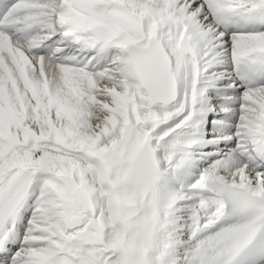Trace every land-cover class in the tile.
<instances>
[{
    "label": "bare ground",
    "instance_id": "bare-ground-1",
    "mask_svg": "<svg viewBox=\"0 0 264 264\" xmlns=\"http://www.w3.org/2000/svg\"><path fill=\"white\" fill-rule=\"evenodd\" d=\"M246 1L249 2L245 5L249 6L248 10H255L252 13L253 19L264 23V0H130L141 6L140 11L145 17L146 38L157 36L173 59V71L179 80L180 94L177 101L168 105L151 103L149 94L141 87L130 56L125 51L124 44L128 40L145 45L147 39L136 40L131 36L125 39L124 34L123 39L126 41L122 45H109L88 55L87 52L76 51L70 56L73 61L63 63L49 56L30 54L23 43L19 45L25 50V55L17 51L0 53V188L19 173L28 169L36 172L32 178V195L21 204L16 218L8 224L9 229L15 232L12 237L19 245L18 248L13 244L12 250L14 254L25 255L22 259L25 264L32 260L41 264H104L107 262L105 260L122 253L128 219L136 209V206H132L128 211H123L117 198L125 187L123 179H118L120 175L118 177L117 173L125 167H133L131 173H138L146 179L140 181L137 177L139 181L135 182L138 183L136 186L147 187V195L157 200L156 209L160 215L167 214L171 217V212L179 210L180 215L175 217L179 222L187 217L185 212L189 206L184 204L190 203L192 209L189 212L200 220L195 219L197 223L194 222L193 227L196 229H192L188 244L199 241L203 249L208 246L203 252L210 253L209 247L214 245V241L217 243V248L211 251L213 255L210 256L213 263L209 262V257L202 262L215 264L214 254L216 256L222 251L221 246H225L223 264H236L229 263V250L234 245L240 246L248 231L238 224L219 226L211 233H206V226L213 225L217 212H221L222 200L214 196H202L189 187L200 177H204L212 167L230 163L229 158L221 160V157L222 154L231 152L232 145L226 148L229 151L222 152L219 157L210 159L211 163L204 165L200 160L210 149L191 147L202 145L209 136L203 133L204 121L200 124V129L196 126L204 117L206 119L207 109L211 106L222 108L226 104L225 106L237 110L236 105L242 102L245 107L241 110L243 113L255 102L249 96L246 97V94L240 95L244 94L243 89L250 93L264 91V82H259L249 88L243 86L238 91L225 92L223 89L232 84L219 82V77L225 71L215 67L218 64L227 67L238 60H246L258 64L257 70L264 73V27H247L222 37L223 29L216 21L225 9ZM71 2L72 0L34 1L36 5L47 6L45 8L68 5ZM248 10L242 9V17L232 20L244 23L252 18ZM37 13L45 17L51 15L50 9ZM211 13L215 15L213 21ZM76 18L81 22L86 21V26L94 29L98 40L111 35L110 30L118 29L117 20L111 16L88 13L86 16L77 14ZM180 39H186L197 50V57L180 51ZM82 61L84 66H89V70L83 71L76 66L77 62ZM213 86L217 90L211 92L210 88ZM213 94L218 99L212 101L210 95ZM221 97L229 100H222ZM231 99H239V102L229 103ZM195 100L198 104H194ZM257 102L255 105L258 106ZM261 103V113H257L255 118L250 114L246 115V112L242 114L243 121L237 116L246 130L242 134L246 140L242 141V135L238 140L242 149L236 148L238 153L235 152L241 162L237 161L238 164L234 165L231 163L229 170L232 176H222L220 171L217 175L224 177L225 181L246 183L252 190L259 188L264 182V171H261L264 169L253 170V165L245 159L251 155L250 141L257 143L260 136L258 127L264 116V99ZM250 110V113H255L254 109ZM141 118L148 122L147 126L139 123ZM222 118L224 116L218 118L220 123H224ZM219 128H216L219 129L218 136H228V130ZM130 135L142 142L143 150H139L140 158L135 161L140 166L139 170L134 168L131 153L138 142L128 143L129 153L124 152L123 147L124 150L117 151L127 141H132ZM195 139L199 141L192 144ZM160 148H170L174 152V158L168 164L161 162L164 150L161 154ZM198 149L199 152H196ZM188 152L196 157L200 156L197 162ZM136 155L137 152L134 156ZM114 158H117V165L112 160ZM234 158L232 156V160ZM160 171L167 177H157ZM250 172H255L256 178L250 177L248 180L246 175ZM75 182L85 185L91 192L98 188L94 194L98 213L95 217L89 215L83 227L68 230L64 218L78 209L74 207L62 210L59 203L61 199H70L73 185L69 183ZM208 201L211 202V212L205 211L202 206L203 202ZM149 206L150 202L146 200V205L142 208L143 214L138 215L136 221L144 218ZM180 212H184V215ZM133 226L135 230L132 237L138 239V226ZM166 227L172 228L170 223H166ZM84 229L97 237L99 235L105 242L97 246L86 245L78 237V232ZM217 234L219 239L215 237ZM237 236L239 239L235 242ZM215 239H221L222 243ZM109 247L112 251H108ZM173 247L171 245L170 251ZM127 261L128 264H137V255L128 257ZM260 264H264V261Z\"/></svg>",
    "mask_w": 264,
    "mask_h": 264
},
{
    "label": "rangeland",
    "instance_id": "rangeland-1",
    "mask_svg": "<svg viewBox=\"0 0 264 264\" xmlns=\"http://www.w3.org/2000/svg\"><path fill=\"white\" fill-rule=\"evenodd\" d=\"M230 1H233V0H230ZM202 3H203V1H202ZM246 3L248 4L249 2L246 1ZM245 90L246 89L243 90L244 94H242V95H245L246 94L245 95L246 97L249 96L250 99H251V101H253L252 99H254L255 102L254 101H253L254 103L252 102L253 106H251L252 104H250V105L248 104L249 105V107H248L249 109L247 110V108H246V110L248 111V112L245 111L246 113L245 112H243V113L241 112V110L245 108L242 102H241V104L239 103L238 105H236V109H237L236 110V119L237 120H234L231 123L236 126V130L233 133L236 134L237 136L239 134L242 135L244 132H246V130L244 129V127L241 126L242 124H241V121L240 120L244 119V118H241L243 116L242 114L245 113L248 116L252 115L251 117L254 116L253 118H255V116L257 115V113H261V110L259 109V107L262 104L261 101L264 99V91L260 92V90H259L260 93L259 92L256 93V91H252L251 93H253V92L254 93L251 94L250 91L247 92ZM255 94H257L256 95L257 97L255 96ZM258 96H259V98H258ZM250 99H249V101H250ZM251 101H250V103H251ZM256 102L258 103V106L255 105ZM207 105H209V104H207ZM239 106L240 107L242 106L243 108L240 109ZM255 106H257V107H255ZM250 109H252V111L254 109L255 110L254 111L255 113H253V112L250 113V111H251ZM200 116L203 117L202 115H200ZM237 116L240 119L239 121H238ZM204 119H205V117H204ZM204 119L202 121H200L199 123H197V125H196L198 127L197 129H200V124L204 121ZM237 129H239V130H237ZM240 129H242V131H240ZM132 136L133 135H130L129 138H131ZM226 136L227 135L220 136V137H226ZM242 136H243L242 141L243 140H246L245 135H242ZM136 138L137 137L131 138L132 141H130V142L127 141L126 144H124V142H123V144H124L125 147L122 145V146H120L121 148L119 147L117 149V151L120 152L121 150H124L123 148H125V151L124 152H126V153L128 152L129 153L130 150L128 148V145H129L128 143H131L133 141H135L136 143L138 142L139 144L138 143L136 144L134 150L131 153H132V158H133V162H134V168H135V170H136V168L139 170L140 169V166H139V164H136L135 161H138V158H140L139 155H140V151L142 152V148H141V143L142 142H141V139L140 140L139 139L137 140ZM197 141H199V140L195 139V141L192 144L196 143ZM152 148H155V147L152 146ZM232 148L233 149H232L230 155H228V157L231 156V155H234V153L237 152L236 151L237 150L236 147H232ZM169 149L170 148H167V150H166V148H160V151L162 150L161 151V154L163 153V150H164V154H163L164 156H162V159H161V162L163 164H165L167 162H170L171 158L174 156V152L172 150H169ZM135 151L137 152V155L136 156H134V154L136 153ZM169 152H170V154H169ZM188 153L190 155H192V157H194V161L197 162V160L199 159L200 156L196 157L193 154H191L190 152H188ZM120 154H122V153H120ZM228 157H225L224 156V158H222L221 160H223V159L225 160ZM173 158H172V160H173ZM235 158H237V159H235L236 164H238L237 161H240L241 162V159L238 160L239 157L235 156ZM116 159L117 158H114L112 160L115 161V163L117 165L118 164V161ZM132 168L133 167H125V169H122L121 172H119V170H118V173H117L118 174V177H119V175L121 177V178L119 177L118 179H123L122 180V184H125L124 185L125 187H123V189L120 191V193L117 196V198L121 202L123 211H128L129 209H131L132 206H136V209L131 214L132 216L128 219V224L126 223L128 229H127L126 235L124 236L126 238H124L125 239L124 240L125 242H123V246H122V250H121L122 253H120V254L117 253V256H114V258H112L110 260L109 259L105 260V262L106 261L107 262L104 263V264H128V261H127L128 260V257L134 256V255H137V262H138L137 264H195V263L196 264H209L208 262H202L205 259H207L208 257H209L208 258L209 262L210 263H213V260L211 259L210 256L212 254L211 251L213 249L215 250L217 248L216 241H214V245H211L209 247L210 253L203 252V250L206 247H208V246H206L203 249L201 247L202 245L200 244L199 241H197V243H199V244H197L196 242H194L193 244H190L192 246H190L188 244V238L191 237L192 229H196L195 226L193 227V225L195 224L194 222L197 223V221L200 220V219L198 220L196 217H193V216H195V215H192L193 213H190L191 212L190 210L192 209V207L190 206V203L184 204V205L189 206V208H187V209H189L190 212L189 211H188V213H186L187 211L185 212V216H187L188 218L187 217L185 218V216H183L185 219L184 220H179V222L181 224L178 221H176V218H175V217H177V216L180 215L179 212H178L179 211L178 209H176V210H178V211H176V213H175V211L171 212V217L169 215H167V214L166 215H160L159 213H157V209H156V204H157L156 201L157 200L155 201L154 199H152V196H150V195L148 196L147 195V194H149L148 193L149 190L147 189V187L144 186L143 188H138L139 185L136 186V184H138V183H135V182H138L140 179H141L140 181H146V179H144V177H140L138 173H131ZM230 170H228V171H220L221 172V175L223 174L222 176H226V175H228V176L231 175L232 176V174L230 173ZM253 170H255V169H253ZM254 173L255 172H253L251 174V172H250L248 174L249 176L246 175V177L248 178V180H250L249 179L250 177L253 178V179L256 178V176H255ZM236 174L237 173H235V175ZM129 175H130V177H129ZM132 176L135 177V178H133ZM228 176H226V177H228ZM137 177L139 178V180H138ZM124 178H125V180L127 182L124 181ZM118 179H117V182H118ZM133 179H134V181H133ZM130 184H132V185H130ZM262 184H264V182H262L260 184V187L261 188H264V185H262ZM134 194L135 195L137 194V195L134 196ZM146 200H147V202H150V205H151V206H149L150 209L146 212L144 218H141V220H137L136 221V218L138 217V215H142L143 214L144 209H142V208L145 207ZM137 206H138V208H137ZM141 210H142V212H141ZM133 214L134 215L137 214L136 217H134ZM181 214L184 215V212L181 213ZM188 219H191V220L189 221ZM195 219H197V221H195ZM168 220H170V222ZM177 220H178V218H177ZM182 221H184V222H182ZM166 223H170V226L172 228L171 229H167ZM191 223H192V225H191ZM133 224H135V225L137 224V226H138L137 227L138 228V231H139V233H138L139 234L138 235L139 238L138 239H140L138 242L135 241V240H138L137 238H135V236L132 237V232H133V230H135ZM180 225H181V227H180ZM215 237L216 238L218 237V239H219V235L218 236H215ZM215 240H217V239H215ZM217 241H219V240H217ZM220 241H221V239H220ZM136 242H137V244H136ZM221 243H222V241H221ZM171 245L174 246L172 251H170ZM175 245H176V247H175ZM197 245H198V248L199 249H197ZM188 246H190V247H188ZM183 247H184V249H183ZM185 248H188V249L185 250ZM200 248H202V249L200 250ZM205 250H207V248ZM220 250H222V251H220ZM220 250H219L220 253L218 252L216 256H215L216 253L214 254L213 259H214V263L215 264H223V263L220 262V260L222 258V253L224 252V247L221 246ZM200 252H201V254L199 255ZM198 256H199V258H197ZM189 261L191 263H189ZM99 264H102V262L99 263Z\"/></svg>",
    "mask_w": 264,
    "mask_h": 264
},
{
    "label": "water",
    "instance_id": "water-1",
    "mask_svg": "<svg viewBox=\"0 0 264 264\" xmlns=\"http://www.w3.org/2000/svg\"><path fill=\"white\" fill-rule=\"evenodd\" d=\"M127 51L131 56L140 83L151 95L153 104L157 102L170 104L177 99L178 81L172 71V60L164 44L157 37H151L148 47L129 44ZM140 122L146 125L145 121L141 120ZM71 197L74 205L79 208L81 216L74 214L65 217L67 228L73 230L83 226L89 212L95 216L97 207L92 193L82 184L74 186ZM61 207L71 209L72 205L62 199ZM79 238L88 245H96L95 239L87 230L80 231Z\"/></svg>",
    "mask_w": 264,
    "mask_h": 264
}]
</instances>
